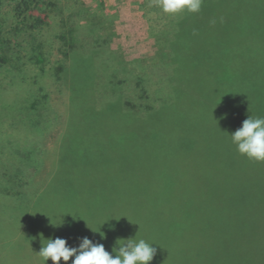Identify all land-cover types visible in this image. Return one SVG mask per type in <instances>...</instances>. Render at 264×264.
Listing matches in <instances>:
<instances>
[{
    "label": "rangeland",
    "instance_id": "rangeland-1",
    "mask_svg": "<svg viewBox=\"0 0 264 264\" xmlns=\"http://www.w3.org/2000/svg\"><path fill=\"white\" fill-rule=\"evenodd\" d=\"M154 1L148 5L147 0H4L0 6V246L6 256L12 251H7L10 240L17 239L14 232L24 227L21 214L36 219L30 222L34 230L20 235L26 256L19 250L14 264H44L39 251L50 233L65 238L69 246H78L83 237L80 215L93 216L96 225L97 214L109 219L114 212L128 213L114 203L122 200L125 182L151 180L145 175L151 173L149 164L155 155L160 163L166 161L157 140L173 133L151 135L145 132V122L130 123L119 116L109 108L115 96L109 99L103 87L104 83L118 85L125 111L132 106L138 109L144 101L143 83L148 82L152 90L155 83L158 89L163 87L160 81L166 76L163 62L168 61L169 38ZM36 3L38 8H33ZM231 5V12L241 10L247 19L242 29L246 35H238L257 37L253 29L255 24L264 28V15L258 11H264V0H235ZM31 13L46 18L38 27L43 29L41 34L32 28L36 19ZM39 42L46 44L43 50L49 60L44 63H35L33 57ZM81 43L86 48L98 47L93 53H99L95 61L101 65L100 85L91 86L87 73H78L67 100L57 79L62 76L61 67L67 65L66 54L72 45ZM156 61L162 64L153 69ZM84 98L103 108L100 115L78 119L70 114L71 99ZM55 181H79L85 191L78 194L73 208L58 193L35 213L30 203L54 193ZM173 186L170 196L188 195L185 189L192 186L201 188L199 195H205L202 191L208 188L218 198H231L252 192L260 196L264 181H175ZM242 188L251 190L237 191ZM134 194L140 196L138 187ZM95 225H84L92 241ZM48 263L52 264L51 259Z\"/></svg>",
    "mask_w": 264,
    "mask_h": 264
},
{
    "label": "trees",
    "instance_id": "trees-1",
    "mask_svg": "<svg viewBox=\"0 0 264 264\" xmlns=\"http://www.w3.org/2000/svg\"><path fill=\"white\" fill-rule=\"evenodd\" d=\"M232 1L235 0H205L197 13L169 15L160 9V25L169 38L168 61L163 62L166 76L160 81V89L157 83L153 90L148 89V82L143 83L144 101L138 109L132 106L125 111L118 85L104 83L109 99L115 96L109 101L112 111L127 117L130 123L145 122V132L151 135L173 133L157 140L166 161L160 163L156 155L150 160L151 173L145 176L151 180L126 181L122 200L114 201L116 208L125 207L128 213L114 212L109 219L97 214L96 225L93 216L80 215L83 237L84 225L92 222L96 226L93 241L104 244L110 253L119 239L136 236L156 248L150 264H264V189L260 196L252 192L218 198L211 189L204 188L205 195H199L201 188L189 186L185 189L188 195H169L175 181H264V162L239 154L230 137L249 116L264 118V52H259L264 48V28L255 24L257 37L241 36L246 35L242 29L247 19L241 10L231 12ZM3 2L0 0V6ZM150 2L155 3L147 0L146 4ZM258 11L264 15V11ZM31 15L36 19L32 28L41 34L43 29L38 27L45 24L46 18ZM223 16L234 19L226 21ZM45 46L39 42L34 47L35 63L49 60ZM97 48H86L81 43L72 45L66 54L67 65L61 67L62 76L57 80L64 95L68 94L67 100L78 73H87L91 86L100 85L101 65L95 61V54L99 53H93L98 52ZM154 64L156 69L162 61ZM102 109L85 98L79 102L71 99L70 114L78 119L95 118ZM134 187L140 189V196L134 194ZM53 188L54 193L48 197L30 203L35 213L58 193L73 208L78 194L85 191L79 181H55ZM250 190L237 189L240 193ZM20 219L25 222L24 227L14 232L17 239L10 240L7 251H12L8 256L0 246V264H14L19 250L26 256L20 235L32 232L30 222L36 219L30 220L25 214ZM74 221L73 216L71 224ZM49 235L53 239L59 237L57 233Z\"/></svg>",
    "mask_w": 264,
    "mask_h": 264
},
{
    "label": "clouds",
    "instance_id": "clouds-1",
    "mask_svg": "<svg viewBox=\"0 0 264 264\" xmlns=\"http://www.w3.org/2000/svg\"><path fill=\"white\" fill-rule=\"evenodd\" d=\"M201 5L202 0H156V6L169 15L185 11L197 13ZM230 137L239 154L249 160L264 162V118L249 116ZM45 241L39 251L44 264L49 259L52 264H60L61 260L67 264L73 257L72 264H150L157 251L153 243L136 236L119 239L112 253L106 251L104 244L95 243L86 236L79 238L78 246H69L68 241L60 237Z\"/></svg>",
    "mask_w": 264,
    "mask_h": 264
}]
</instances>
